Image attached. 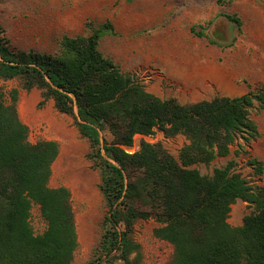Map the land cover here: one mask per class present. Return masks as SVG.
I'll list each match as a JSON object with an SVG mask.
<instances>
[{
  "label": "trees",
  "instance_id": "1",
  "mask_svg": "<svg viewBox=\"0 0 264 264\" xmlns=\"http://www.w3.org/2000/svg\"><path fill=\"white\" fill-rule=\"evenodd\" d=\"M113 33L109 22L101 23L89 35L63 36L51 54L11 50L0 27V79L18 78L22 88L41 90L43 100L52 99L57 111L71 115L90 142L108 208L93 263H105L116 250L117 259L130 264L137 246L129 234L137 220L152 219L153 235L172 246L170 264H264V186L249 185L230 163L211 176L188 168L227 155L237 140L258 136L250 113L264 110V85L186 104L160 99L100 53L99 40ZM17 98L16 88L9 102L0 91V264H70L77 247L70 192L48 185L58 144L28 141ZM154 129L185 137L179 163L157 143L141 141L135 152H125L134 135ZM101 132L112 139L100 145ZM252 164L261 171L260 162ZM237 199L254 211L231 226L227 218ZM32 204L45 222L39 234L29 222Z\"/></svg>",
  "mask_w": 264,
  "mask_h": 264
},
{
  "label": "rangeland",
  "instance_id": "2",
  "mask_svg": "<svg viewBox=\"0 0 264 264\" xmlns=\"http://www.w3.org/2000/svg\"><path fill=\"white\" fill-rule=\"evenodd\" d=\"M104 22L114 33L99 40L100 53L160 99L186 104L236 97L264 85V0H0V27L13 51L55 54L63 36L89 35ZM13 88L18 90L16 109L28 128V141L58 144L48 185L70 192L77 236L70 264H94L108 208L99 191L100 172L90 142L78 132L71 115L57 111L52 99L43 100L41 90L22 88L18 78L0 79L7 102ZM250 118L258 130L256 138L248 143L237 140L227 155L188 168L211 176L214 169L230 163V170L249 185L264 186V110L251 111ZM148 135L149 143L161 144L180 162L179 150L187 142L183 135L168 136L159 129ZM100 136V145L112 139L108 132ZM141 141L145 140L136 134L132 145L139 148ZM101 154L105 157L103 150ZM253 160L261 163L260 172ZM253 211V206L237 199L227 221L239 226ZM29 222L35 234L45 229L36 204ZM156 226L152 219L135 222L129 238L137 249L128 256L130 264H170L172 246L153 235ZM117 254L110 253L112 258L103 264H124Z\"/></svg>",
  "mask_w": 264,
  "mask_h": 264
},
{
  "label": "built area",
  "instance_id": "3",
  "mask_svg": "<svg viewBox=\"0 0 264 264\" xmlns=\"http://www.w3.org/2000/svg\"><path fill=\"white\" fill-rule=\"evenodd\" d=\"M137 136L139 137H142L145 141H147L146 138L150 137V135L148 136H144V135H141V134H137ZM149 142V141H147ZM123 149L125 150L126 153H133L135 152L137 149H138V145H132V146H129V147H123Z\"/></svg>",
  "mask_w": 264,
  "mask_h": 264
}]
</instances>
